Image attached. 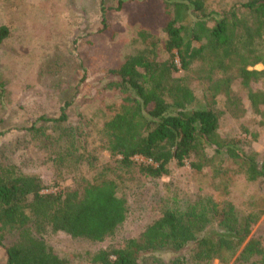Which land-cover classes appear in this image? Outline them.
<instances>
[{
  "label": "trees",
  "instance_id": "trees-1",
  "mask_svg": "<svg viewBox=\"0 0 264 264\" xmlns=\"http://www.w3.org/2000/svg\"><path fill=\"white\" fill-rule=\"evenodd\" d=\"M117 0L120 11L129 3ZM163 19L161 32L138 30L141 48L108 67L103 90L119 98L114 114L99 130L102 147L125 169L135 168L153 179L170 174V166L187 160L200 171L207 149L221 164L238 165L257 187L247 209L206 193L183 206L160 209L137 237L122 246L95 250L93 264H264V243L251 236L264 217V156L249 152L239 138L219 134L223 116L246 113L238 84L264 123V0L224 5L209 0H154ZM158 8V9H159ZM103 15L106 8L103 7ZM10 35L0 26V44ZM162 52L168 58L161 56ZM183 75L177 77L178 72ZM201 89V97L197 94ZM4 84L0 80V93ZM224 97V108L218 98ZM66 102L57 116L40 115L23 127L22 138L0 149V246L5 264H70L43 235L63 232L72 238L102 242L114 236L127 219L129 205L115 180L99 174L92 181L78 173L89 162L86 131L72 124ZM29 138V139H27ZM38 143L73 185L45 192L41 175L28 172L13 157L19 148ZM20 144L21 147L18 145ZM11 148V151H10ZM140 157L143 161H136ZM97 159L94 158V161ZM215 162V161H214ZM226 173V172H224Z\"/></svg>",
  "mask_w": 264,
  "mask_h": 264
},
{
  "label": "rangeland",
  "instance_id": "rangeland-1",
  "mask_svg": "<svg viewBox=\"0 0 264 264\" xmlns=\"http://www.w3.org/2000/svg\"><path fill=\"white\" fill-rule=\"evenodd\" d=\"M243 1L246 0H209L208 4L215 7L216 2L224 6ZM116 6L117 0H0V26L10 28L9 37L0 44V80L4 84L0 93V149L14 145L22 138V128L40 115H59L68 102L70 122L86 131L90 154L89 162L78 173L88 181L102 173L107 175L116 181L120 194L128 200L126 221L114 236L102 242L72 238L63 232L43 235L70 264H93L90 259L95 250L119 247L137 237L164 206L177 208L206 193L247 209L252 196L257 195V187L247 183L238 165L220 167L217 158L212 159L213 149L205 152L204 158L209 160L202 170L193 169L187 160L181 166L173 163L170 174L157 179L145 177L135 168L120 167L117 159L103 149L99 130L119 103L116 95L103 90L104 71L142 47L137 40L141 27L164 36V15L156 1L129 3L120 11ZM161 56L168 58L166 52ZM249 69L264 70V65ZM182 75L181 71L176 74ZM253 88L264 91V82L254 83ZM234 90L242 98L246 113L240 118L226 113L219 134L223 138H239L245 150L262 158V118L251 108L246 92L238 84ZM197 94L201 97V89H197ZM218 107L224 108L223 96L218 98ZM13 157L26 171L42 176L48 185L45 192L58 189L53 187L54 182H58L60 189L73 185L74 176L61 172L38 143L17 149ZM136 161L143 159L136 157ZM252 236L261 237L264 243V217L254 226ZM5 258V250L0 246V264H5ZM233 262L216 259L213 264Z\"/></svg>",
  "mask_w": 264,
  "mask_h": 264
}]
</instances>
